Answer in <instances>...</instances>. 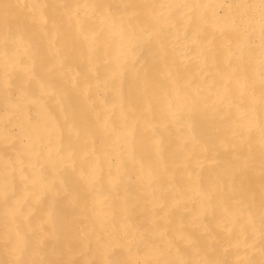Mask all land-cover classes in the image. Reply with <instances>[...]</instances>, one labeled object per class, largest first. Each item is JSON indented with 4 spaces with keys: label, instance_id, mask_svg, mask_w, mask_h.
Masks as SVG:
<instances>
[{
    "label": "bare ground",
    "instance_id": "bare-ground-1",
    "mask_svg": "<svg viewBox=\"0 0 264 264\" xmlns=\"http://www.w3.org/2000/svg\"><path fill=\"white\" fill-rule=\"evenodd\" d=\"M260 0H0V264H264Z\"/></svg>",
    "mask_w": 264,
    "mask_h": 264
},
{
    "label": "snow or ice",
    "instance_id": "snow-or-ice-1",
    "mask_svg": "<svg viewBox=\"0 0 264 264\" xmlns=\"http://www.w3.org/2000/svg\"><path fill=\"white\" fill-rule=\"evenodd\" d=\"M260 11H261V33H262V40H264V0H260ZM262 146H264V129H262ZM155 264H176L175 261H167V260H161L156 261Z\"/></svg>",
    "mask_w": 264,
    "mask_h": 264
}]
</instances>
